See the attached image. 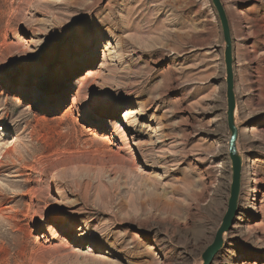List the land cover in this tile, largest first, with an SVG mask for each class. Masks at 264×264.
<instances>
[{
	"label": "rangeland",
	"instance_id": "1",
	"mask_svg": "<svg viewBox=\"0 0 264 264\" xmlns=\"http://www.w3.org/2000/svg\"><path fill=\"white\" fill-rule=\"evenodd\" d=\"M222 2L212 264H264V0ZM224 50L211 0H0V264H203Z\"/></svg>",
	"mask_w": 264,
	"mask_h": 264
},
{
	"label": "water",
	"instance_id": "2",
	"mask_svg": "<svg viewBox=\"0 0 264 264\" xmlns=\"http://www.w3.org/2000/svg\"><path fill=\"white\" fill-rule=\"evenodd\" d=\"M219 20L223 42L225 44L224 62L226 72V99H227V127L229 137V157L232 165V183L230 189V198L227 211L223 217L222 223L215 234L213 243L203 252V264H212L215 257L224 246V235L229 232L234 223L238 212V203L241 194L240 181L242 179L243 166L241 157L237 151V140L239 130L236 125L237 100L235 92V74H234V46L230 20L225 10L222 0H211Z\"/></svg>",
	"mask_w": 264,
	"mask_h": 264
},
{
	"label": "bare ground",
	"instance_id": "3",
	"mask_svg": "<svg viewBox=\"0 0 264 264\" xmlns=\"http://www.w3.org/2000/svg\"><path fill=\"white\" fill-rule=\"evenodd\" d=\"M233 57H234V54H233ZM237 111V110H236ZM125 119H127V117H125ZM95 140H97V141H107L106 140V138L104 137V136H98V137H96L95 138ZM228 147H229V145H228ZM238 151V150H237ZM241 185H242V183H241V181H240V190H241Z\"/></svg>",
	"mask_w": 264,
	"mask_h": 264
}]
</instances>
